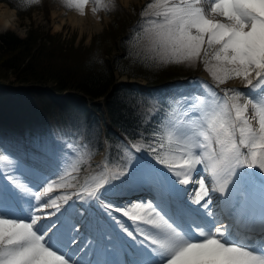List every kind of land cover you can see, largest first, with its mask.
Wrapping results in <instances>:
<instances>
[{
	"label": "snow or ice",
	"instance_id": "6c2138e0",
	"mask_svg": "<svg viewBox=\"0 0 264 264\" xmlns=\"http://www.w3.org/2000/svg\"><path fill=\"white\" fill-rule=\"evenodd\" d=\"M138 17L146 61L212 79L153 100L160 126L83 182L65 141L0 136V264H264V0H148Z\"/></svg>",
	"mask_w": 264,
	"mask_h": 264
},
{
	"label": "trees",
	"instance_id": "16d2710c",
	"mask_svg": "<svg viewBox=\"0 0 264 264\" xmlns=\"http://www.w3.org/2000/svg\"><path fill=\"white\" fill-rule=\"evenodd\" d=\"M6 1L12 6L20 8L18 1ZM130 20V17L123 20V28L121 30L124 31L126 29L127 24L131 22ZM56 37L59 38L54 51H69L76 58L72 59V63L70 60L59 68H49L45 66L46 57L44 53L50 51V48L53 49V42L57 40L53 36H46L38 28H29L27 36L23 38L17 36L14 32L0 35V80H9L12 85L25 84L29 86L26 92L31 94L35 105H38V107L42 106L41 110L43 112H49V115L46 114L47 117L44 118L52 122H55V118L50 116L51 112L49 109H53V106L56 105L48 97L49 94L46 88L50 87L60 92L75 90L93 98H100L115 86L113 93L108 96V107L114 124L126 134L134 133L140 128L148 130L152 125L142 123L147 119L145 104H143L144 107L138 108L136 106L137 98L135 93L130 92L128 94L124 88L115 85L117 81L116 72L119 71L120 74L134 77H146L151 83L157 84L170 78L186 76L199 70L198 65H193L192 68L187 70H178L174 65H170L168 67L170 70H164V73L160 74L158 69L163 65L145 61L143 59L144 56L141 55L147 52H140L139 47L136 46L137 42L132 45L128 44L129 47L125 49L124 53L110 57L115 46L107 47L103 50L97 49L98 46L102 45V40L99 37H96L94 43L89 46L76 47L63 41L61 35ZM80 67H87L85 68L88 71L87 74H83ZM6 98H9L7 93L0 91V128L5 124L10 126L12 123L11 116H16L14 113H6L4 104L9 106L14 103L13 100H5ZM83 98L86 99V97ZM33 114L35 119L43 118L36 112ZM156 117L151 116V119ZM98 125L94 126V128ZM88 126L91 128L92 125L89 123ZM90 134H88L89 138L96 141L90 137ZM115 136L110 132L109 138Z\"/></svg>",
	"mask_w": 264,
	"mask_h": 264
},
{
	"label": "rangeland",
	"instance_id": "374dc122",
	"mask_svg": "<svg viewBox=\"0 0 264 264\" xmlns=\"http://www.w3.org/2000/svg\"><path fill=\"white\" fill-rule=\"evenodd\" d=\"M18 1L20 8L14 7L16 9V15L18 20V25L15 27L11 26H3V23L0 22V35L7 34L8 32H14L17 36L26 37L27 31L29 28H38L39 31L43 32L46 36L50 35L57 39L53 42V49L50 48V51H46L45 55V66L52 68H59L60 66L67 64L70 60L76 58L75 55L70 54V52H65L62 50H56V44L58 43L57 35L62 36V40L65 41L69 45L76 46H89L94 43L95 38L99 37L102 42L101 46H98L97 49H105L107 47L115 46L112 55L110 57L115 56L119 53H124L129 46L135 44L137 41L127 42L125 36L131 33L129 25L134 21V19L138 16L140 7L148 2V0H133L129 3H126L125 0H103L104 7H100L98 11H94V7H99L100 0H88V4L85 6L83 10H81L78 6L69 5L67 0H16ZM6 3L4 0H0V4ZM9 5V4H8ZM9 5V6H10ZM72 14H76L81 17L87 16L90 18L93 17V21L91 24L96 25L92 27V29L83 28V26L75 22L72 18ZM131 18V22H129L126 26V29L121 30L122 22L125 18ZM1 40V38H0ZM97 40V39H96ZM136 46L139 47L140 52H142V47L138 43ZM107 50V49H106ZM148 53L142 54L141 56L146 57ZM143 57V59H144ZM145 60V59H144ZM146 61V60H145ZM150 61V60H147ZM79 63V62H76ZM149 63V62H148ZM169 63V64H167ZM163 66L159 68L158 73H164V70H170V65H174V67L178 70H187L193 67L192 64L186 62H165L160 63ZM70 65V64H68ZM199 70L191 74H205L208 72L204 69L202 61L198 64ZM163 67V68H162ZM87 67H80L83 71V74H87L88 71L85 69ZM89 68V67H88ZM51 70V69H50ZM209 73V72H208ZM210 74V73H209ZM182 76V75H180ZM185 76V75H184ZM187 76V75H186ZM183 77V76H182ZM140 78V77H139ZM210 78L211 75H210ZM148 80L146 77L142 78ZM5 84H12L9 80H0ZM6 85V86H8ZM13 86V85H9ZM16 86V85H15ZM34 86V85H31ZM100 100V99H99ZM105 100L101 98L100 101ZM8 136V135H7ZM5 136V137H7ZM12 137V135H9ZM95 138L98 139L97 135ZM98 160V157L96 158ZM74 158L68 156L67 164L73 165ZM76 168V164L74 165ZM97 171V168H92L90 172L91 175ZM55 194H59V189L53 190Z\"/></svg>",
	"mask_w": 264,
	"mask_h": 264
},
{
	"label": "bare ground",
	"instance_id": "6f19581e",
	"mask_svg": "<svg viewBox=\"0 0 264 264\" xmlns=\"http://www.w3.org/2000/svg\"><path fill=\"white\" fill-rule=\"evenodd\" d=\"M125 1L126 3L130 2V0H125ZM3 4L4 3L0 5H3ZM8 7H9V11L7 13L0 11V22L3 23V26H5L7 21H11V24L8 26L16 27L18 25L16 9L9 5ZM72 18L75 22L80 23L83 26V28H86V29H92V27H95L96 25H98V24H95V25L91 24L93 22V21H90L93 19L92 16L88 18L87 16L81 17L79 16V14L78 15L72 14ZM205 75H207V72L205 73ZM124 79H127V78L125 77ZM231 83H238V81H233Z\"/></svg>",
	"mask_w": 264,
	"mask_h": 264
},
{
	"label": "clouds",
	"instance_id": "9594fccd",
	"mask_svg": "<svg viewBox=\"0 0 264 264\" xmlns=\"http://www.w3.org/2000/svg\"><path fill=\"white\" fill-rule=\"evenodd\" d=\"M0 11L7 13L9 11L8 5L6 3H4L3 5H0ZM10 24H11V21H7L5 26L7 27Z\"/></svg>",
	"mask_w": 264,
	"mask_h": 264
}]
</instances>
